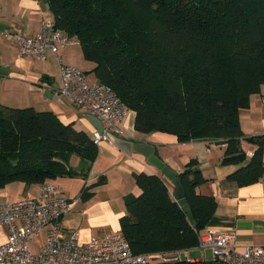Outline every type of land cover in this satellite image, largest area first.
Masks as SVG:
<instances>
[{
	"label": "trees",
	"instance_id": "1",
	"mask_svg": "<svg viewBox=\"0 0 264 264\" xmlns=\"http://www.w3.org/2000/svg\"><path fill=\"white\" fill-rule=\"evenodd\" d=\"M55 26L76 38L96 78L134 112V128L178 141L226 144L222 163L246 158L240 109L264 85V0H46ZM261 138L262 141L256 142ZM249 162L227 176L237 186L264 174L263 136ZM98 146L87 132L50 110L0 104V189L59 176L87 178ZM76 154L79 170L69 164ZM138 195L123 196L120 232L134 253L175 252L196 246L214 214L212 195L194 159L177 174L193 216L189 221L163 179L133 173ZM99 178L93 185L102 182ZM91 184L84 186L85 198Z\"/></svg>",
	"mask_w": 264,
	"mask_h": 264
},
{
	"label": "crops",
	"instance_id": "2",
	"mask_svg": "<svg viewBox=\"0 0 264 264\" xmlns=\"http://www.w3.org/2000/svg\"><path fill=\"white\" fill-rule=\"evenodd\" d=\"M45 11L48 14L42 0H0V25L3 26L0 30V66L6 68L3 71L6 74H0V104L10 106L6 102L11 104L15 102L19 106L24 104L38 111L50 110L64 123H73L76 130L90 132L94 127L88 118V112L77 107L64 95L54 97V89L59 85L60 64L75 65L69 48H66L67 46L61 48L57 54L47 52L42 60L32 56L21 57L13 38L6 36L8 33L34 34L40 27ZM72 39L74 43L71 45L78 43L76 38ZM92 79L99 81L96 76ZM129 112L119 122L122 133L116 136L130 141L131 144L143 142L153 145L156 156L176 174L183 171L189 160L196 161L205 178V181L195 188L196 192L212 195L217 202L214 214L201 230L213 227L220 231H234L238 243L264 246V174L256 183L245 186H237L227 180L229 174L249 162L252 152L257 147L255 142L248 140V137H264V85L261 86L259 93L250 96L249 106L239 111V121L244 133L240 145L246 154V158L240 163H222L226 146L223 142L213 139L180 142L170 133L137 131L134 128V112L131 110ZM137 172L159 175L170 193H173L174 181L165 177L147 161L145 156L133 150L131 152L122 150L108 141H101L98 144L96 159L86 179L77 174L48 180L47 182L58 188L60 195L69 199L80 197L84 186L91 184L88 189L90 195L79 199L73 208L61 217V230L64 234L76 231L79 240L84 242L92 236L120 231L119 218L126 211L123 196L127 193L134 195L140 193L132 176ZM99 178L104 179L92 186ZM71 183L76 184V189H70ZM40 185L41 183L31 185H24L22 182L9 183L0 189V201L33 196ZM6 236L7 228L0 223V244ZM39 246L40 243L33 251L38 250ZM168 253H173L177 261L163 263L160 256L155 254L149 264H186L191 260L204 262L212 260V257L208 258L206 252L203 256L196 246Z\"/></svg>",
	"mask_w": 264,
	"mask_h": 264
},
{
	"label": "built area",
	"instance_id": "3",
	"mask_svg": "<svg viewBox=\"0 0 264 264\" xmlns=\"http://www.w3.org/2000/svg\"><path fill=\"white\" fill-rule=\"evenodd\" d=\"M44 13L34 34H6L13 38L21 57L44 59L47 52L57 54L61 48L74 43L72 37L55 26L54 18L47 11ZM59 95L66 96L100 121L102 132L95 128L87 132L97 146L101 141L111 142L107 133H122L119 122L127 116L129 108L108 85L90 82L79 67L60 64L59 85L54 89V97ZM58 191L53 184L43 182L33 196L0 201V223L7 228L6 239L0 244V264H149L155 254L163 263L177 261L173 253H134L120 231L92 236L84 242L79 240L76 231L64 234L61 217L80 197L69 199ZM40 234L43 239L39 249L33 251L29 242ZM196 248L203 256L209 251L212 264H264V246L240 244L234 231L206 227L198 232ZM186 264L207 263L191 260Z\"/></svg>",
	"mask_w": 264,
	"mask_h": 264
},
{
	"label": "water",
	"instance_id": "4",
	"mask_svg": "<svg viewBox=\"0 0 264 264\" xmlns=\"http://www.w3.org/2000/svg\"><path fill=\"white\" fill-rule=\"evenodd\" d=\"M42 2L44 3L46 9H49V4L47 3L46 0H42ZM3 29V26L0 25V30ZM6 68L0 66V74H6L3 73V71H5ZM90 122L92 123L93 127L99 131L102 132L103 131V126L101 125L100 121L98 119H96L93 115L89 114L88 116ZM108 138L110 139V141L117 145L118 147H120L122 150H127L129 152H131V150L135 151V152H139L140 154H142L143 156L146 157L147 161L151 164H153L158 170H160V172L167 177L169 180H173L174 181V191H173V196L176 199L177 203L182 207V209L184 210V212L187 215V218L189 221L193 222V216L191 213V210L186 202L185 199V194H184V189L183 186L181 184V181L179 178H177V174L168 166L165 165V163L155 154V148L153 145L148 144V143H134L131 144L130 141L128 140H124L123 138L116 136L114 134L111 133H107ZM262 141L261 138L256 139V142H260ZM193 225H195V223L193 222ZM207 264H212V260L207 261ZM218 264V263H215Z\"/></svg>",
	"mask_w": 264,
	"mask_h": 264
},
{
	"label": "rangeland",
	"instance_id": "5",
	"mask_svg": "<svg viewBox=\"0 0 264 264\" xmlns=\"http://www.w3.org/2000/svg\"><path fill=\"white\" fill-rule=\"evenodd\" d=\"M48 14L50 17H52V14L50 11H48ZM74 40V39H73ZM66 48H69V53H70V56L73 58L74 62L73 64H75L77 67L81 68L83 71L86 72V75H87V79L90 81V82H94L96 81L95 79H92V77L94 76L95 77V74L93 73L92 69H93V64L86 60L83 56V53H82V50H81V47L79 45V43H75L74 45H71V46H67ZM37 59V58H36ZM79 61H77V60ZM42 60V59H40ZM82 65V66H81ZM5 99V98H4ZM7 105H10V106H13V107H17V103L13 102V104L11 103H8L6 102ZM19 106V105H18ZM27 105H21L19 107H26ZM130 112H128L129 114ZM79 157L76 155V154H72L69 158V164H71V166L74 168V169H79V163L80 161H78ZM70 189H76V184L74 183H71L69 185ZM13 193V192H12ZM67 193V192H66ZM43 239V236L42 234L38 235V236H34L32 238V240L29 242V246L32 250H35L37 248V246L39 245V243L42 241ZM206 255L208 256V258L211 257V254L209 251H206Z\"/></svg>",
	"mask_w": 264,
	"mask_h": 264
}]
</instances>
